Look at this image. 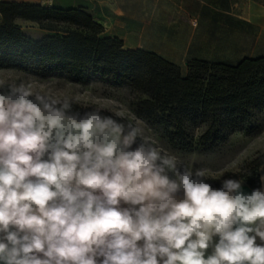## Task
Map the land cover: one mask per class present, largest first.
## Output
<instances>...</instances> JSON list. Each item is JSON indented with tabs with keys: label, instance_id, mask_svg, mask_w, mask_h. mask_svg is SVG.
Instances as JSON below:
<instances>
[{
	"label": "clouds",
	"instance_id": "9594fccd",
	"mask_svg": "<svg viewBox=\"0 0 264 264\" xmlns=\"http://www.w3.org/2000/svg\"><path fill=\"white\" fill-rule=\"evenodd\" d=\"M219 188L142 128L0 88V264H264V175Z\"/></svg>",
	"mask_w": 264,
	"mask_h": 264
},
{
	"label": "trees",
	"instance_id": "16d2710c",
	"mask_svg": "<svg viewBox=\"0 0 264 264\" xmlns=\"http://www.w3.org/2000/svg\"><path fill=\"white\" fill-rule=\"evenodd\" d=\"M0 8V69L75 79L91 70L132 90L138 115L168 129L172 142L188 146L191 133L200 131L197 142L213 146L237 131L253 133L252 122L264 114V56L236 65L194 59L184 76L179 66L157 54L125 49L122 39L105 37L104 27L86 9L27 2H2ZM18 19L48 34L33 40ZM256 163L261 168L264 154ZM248 185L259 188L260 173L257 183Z\"/></svg>",
	"mask_w": 264,
	"mask_h": 264
},
{
	"label": "rangeland",
	"instance_id": "374dc122",
	"mask_svg": "<svg viewBox=\"0 0 264 264\" xmlns=\"http://www.w3.org/2000/svg\"><path fill=\"white\" fill-rule=\"evenodd\" d=\"M73 1L104 27L105 37H118L125 32L131 44L140 42L149 49L264 50V0ZM56 5L55 2L53 7ZM235 15L251 18V22L237 19ZM16 23L33 40L48 34L21 19ZM135 24L140 30L134 33L131 29ZM177 57L186 68L190 56ZM229 57L236 59L239 56ZM24 72L29 75L15 76L13 84L23 82L33 91L46 92L59 100L67 99L81 112L99 108L125 123L137 125L157 147L177 156L183 165L204 170L207 182L213 187L219 188L221 181L228 178L241 179L247 185L257 183L260 168L256 160L264 154V114L252 122L254 132L251 134L237 131L213 146H203L197 142L200 131H196L191 133L193 137L187 140H191V144L186 146L179 140L172 142L165 127L138 115L136 94L125 85L91 70L81 79L64 73ZM182 74L185 76L187 71Z\"/></svg>",
	"mask_w": 264,
	"mask_h": 264
},
{
	"label": "crops",
	"instance_id": "0c3cea01",
	"mask_svg": "<svg viewBox=\"0 0 264 264\" xmlns=\"http://www.w3.org/2000/svg\"><path fill=\"white\" fill-rule=\"evenodd\" d=\"M2 2H27V3H36V4H41V0H2ZM57 3L56 7L57 8H64V9H69V8H78L79 5H77L73 0H55L54 3ZM66 4V5H65ZM42 5V4H41ZM237 19H240L245 22H251V18H244L238 15H235ZM197 23V21L195 22ZM197 29L200 31L201 29ZM195 29V30H197ZM140 29L137 27L135 24L134 28L131 29L134 33L139 31ZM118 38L122 39L124 41V47L125 49L129 50H138L141 49L142 51L149 52V53H154L159 55L160 57L164 58L165 60L179 66L183 71H187V67L183 68L181 66V61L177 56L180 55H189L190 56V61L197 59V60H203L207 62H212V63H227L231 65H236L239 63L241 60L245 58H259L264 56V50H154V49H149L144 47V45L140 42H134L131 44L129 42L128 36L125 34H118ZM239 56L236 59H232L229 56ZM187 63H185L186 65ZM20 75H29L25 73L24 71L17 70V69H0V88L14 85L13 84V78L15 76L20 77ZM264 175V164L260 168V176ZM261 187V186H260ZM253 189L247 184L242 185V190L245 193H250Z\"/></svg>",
	"mask_w": 264,
	"mask_h": 264
},
{
	"label": "built area",
	"instance_id": "2783aa9c",
	"mask_svg": "<svg viewBox=\"0 0 264 264\" xmlns=\"http://www.w3.org/2000/svg\"><path fill=\"white\" fill-rule=\"evenodd\" d=\"M55 0H41V4L43 6L52 7ZM2 3V0H0V4ZM0 16H1V8H0Z\"/></svg>",
	"mask_w": 264,
	"mask_h": 264
}]
</instances>
